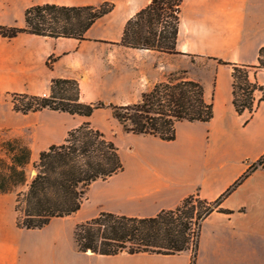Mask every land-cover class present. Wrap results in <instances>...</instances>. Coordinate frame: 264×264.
<instances>
[{
    "label": "crops",
    "instance_id": "1",
    "mask_svg": "<svg viewBox=\"0 0 264 264\" xmlns=\"http://www.w3.org/2000/svg\"><path fill=\"white\" fill-rule=\"evenodd\" d=\"M106 1L115 4L113 10L98 18L85 38L0 32V128L32 126L39 151L61 143L86 121L105 132L98 118L113 117L111 108H98L91 116L51 109L23 113L8 97L51 92L53 79L61 77L79 82L84 102L130 104L163 80V54L169 53L122 43L129 19L152 0H0V25L25 27L26 10L34 4ZM262 46L264 0H183L181 53L175 54L207 58L200 81L206 99L214 102L213 118L179 121L174 140L125 132L126 142L114 140L124 169L94 181L77 212L42 228L6 221L11 193H0V264H191L190 249L177 254L80 251L75 239L74 245L69 242L66 222L101 211L153 216L190 194L215 200L239 179L220 204L227 211L216 209L203 221L195 264H264V163L252 166L264 156V100L253 114H240L233 101V68L218 61L256 64ZM250 78L264 85V69L252 71ZM262 94L256 91V102Z\"/></svg>",
    "mask_w": 264,
    "mask_h": 264
},
{
    "label": "trees",
    "instance_id": "2",
    "mask_svg": "<svg viewBox=\"0 0 264 264\" xmlns=\"http://www.w3.org/2000/svg\"><path fill=\"white\" fill-rule=\"evenodd\" d=\"M183 0H152L127 22L122 43L166 53H181L177 49ZM115 4L67 6L55 3L34 4L26 10L25 27L0 25L4 36L20 32L48 36L85 38V32L101 16L113 10ZM233 68V101L242 114L253 112L264 100V85L250 78L252 71L264 69V46L256 64L218 59ZM263 92L256 102V91ZM15 110L23 113L44 109L91 116L98 108H111L113 117L124 131L174 140L179 121H210L214 102L205 96L200 80L187 75V70L171 73L144 91L138 102L114 104L106 101L81 100L79 82L71 78H54L50 96L13 93ZM4 130L1 129V133ZM5 132V131H4ZM0 133V134H1ZM2 135V134H1ZM0 193H16L17 226L36 229L49 224L55 217L77 212L87 196L90 185L107 179L124 169L119 146L104 131L86 121L71 128L64 141L40 151L34 161L35 174L28 179L27 166L32 162V148L21 136L0 141ZM264 156L253 167L262 165ZM241 181L215 200L200 193L186 196L175 208L163 209L153 216L138 217L101 211L76 225L74 239L80 251L114 255L127 253L177 254L195 249L191 264H195L203 221L220 207L222 200ZM28 186L27 190H21ZM227 211V210H224Z\"/></svg>",
    "mask_w": 264,
    "mask_h": 264
},
{
    "label": "rangeland",
    "instance_id": "3",
    "mask_svg": "<svg viewBox=\"0 0 264 264\" xmlns=\"http://www.w3.org/2000/svg\"><path fill=\"white\" fill-rule=\"evenodd\" d=\"M207 58H195L192 56H187L183 54H163V79L167 78L171 73H180L183 70H187V75L191 78L201 80V77L203 76V64L204 61H206ZM165 63V64H164ZM51 94V92H49ZM43 96V95H42ZM9 101L15 105L16 102L20 103L21 98H15L12 95L8 97ZM52 110V109H51ZM112 111V110H111ZM99 122L103 124V128L105 129L106 135L112 139L115 140L118 138L120 141H127V134H125L126 131L123 130L122 125L119 123L117 119L110 117L108 119H104L103 117L98 118ZM4 131L0 134V141L1 136L2 138H10L11 136H21L25 139V141L31 146L33 154H32V162L27 166V172H28V179L31 180L32 177L35 174V168H34V161L38 160L40 151L39 148L33 145V142L35 141L33 136V127L32 126H23L22 128H0ZM1 155V152H0ZM28 186H23L21 190H27ZM16 193H11L9 196H7L6 200V221H14L15 224H17V211L15 210L16 205ZM92 218V217H91ZM90 218H87L86 216H78L75 215L73 218L67 220L66 227L69 229L70 237L69 242L70 244L74 245V229L77 224L82 223ZM26 229V228H23ZM192 251V255L195 254V249L190 248Z\"/></svg>",
    "mask_w": 264,
    "mask_h": 264
},
{
    "label": "built area",
    "instance_id": "4",
    "mask_svg": "<svg viewBox=\"0 0 264 264\" xmlns=\"http://www.w3.org/2000/svg\"><path fill=\"white\" fill-rule=\"evenodd\" d=\"M43 96H50V93L49 92H44Z\"/></svg>",
    "mask_w": 264,
    "mask_h": 264
}]
</instances>
